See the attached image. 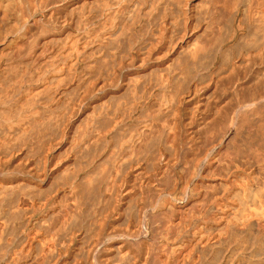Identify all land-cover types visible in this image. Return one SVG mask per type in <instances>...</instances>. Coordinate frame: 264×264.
Returning <instances> with one entry per match:
<instances>
[{"label":"bare ground","instance_id":"1","mask_svg":"<svg viewBox=\"0 0 264 264\" xmlns=\"http://www.w3.org/2000/svg\"><path fill=\"white\" fill-rule=\"evenodd\" d=\"M146 1L143 0V5L134 14H126L129 0H92L90 3L77 0H0L1 20L12 21L16 27L14 32L8 33L5 42L0 43V229L8 228L21 217L27 218L26 225L39 220L45 223L50 214L52 221L57 216L54 217L51 211L60 195L67 192L75 199L74 218L75 223L79 222L78 226L84 219L96 217L102 207L98 213L100 225L95 226V233L89 234H94V237L87 246L86 257L88 259L93 250L99 254L96 259L91 255L94 263L90 259L85 264H109L108 256L115 251L120 256L119 264H163L170 253L178 255L176 257L184 255L185 239L189 240L187 236L190 234L185 223L188 217L184 213L192 210L194 203L189 200L182 208L164 203L155 214L147 213L145 235L141 230L142 214L155 206L159 196H173L176 186L168 169L182 152V172L189 170L194 158L211 152L214 153L215 165L210 176L222 177L226 173V178L229 174L235 177L230 179L229 185L223 184L226 186L224 197L232 203L227 208L231 219H226L228 214H225V219H214L224 212V207L229 206L220 208L219 200H215L214 209L211 208L213 213L210 212L215 221L211 217L213 224L210 228L207 226V233L205 230V234L210 238L213 234L216 240L215 243L210 241L213 242L210 245L218 246L223 242L224 245L220 246L224 247L228 243L221 256L222 261L216 262L264 264V252H257L261 242L264 245V0H204L203 4L185 0V9L182 0ZM177 30L180 31L178 36ZM88 49L94 51L88 54ZM47 53L48 59L39 62ZM82 67L81 76L79 70ZM166 96L170 97L169 103L164 102ZM93 101L96 104L92 111L85 113L86 119L80 121L85 122L82 127L78 122L81 107L86 108ZM163 107L176 119L173 128L168 130L169 134L165 133L168 134L165 141L158 134L161 126L157 128L155 123H161ZM136 114L149 117L151 124L145 122L147 125L142 124L141 129L136 130L132 124ZM52 123L60 126V132H55L59 136L54 134L58 137L47 141L46 147L44 139L48 136V129L55 131ZM50 124L52 128H49ZM181 126L188 128L185 138ZM160 140L164 143L161 144ZM35 142L47 148L42 158L33 165L16 160L19 153L29 150ZM65 145L69 151L65 150L63 156L57 157L56 151ZM92 145L95 151H98V146H102V152L106 149L112 151L108 163L104 164L130 153V159L117 161L120 163L118 171L122 168L129 170V180H123L122 176L113 187V183L110 184L112 189L109 185L106 188L104 184L108 180L100 175L97 168H92L95 159L85 158L92 152ZM152 149L156 154L153 155ZM75 152L78 153L75 155L79 164H72L69 168L67 161L75 156ZM167 153L170 154L167 155L169 159L164 158ZM141 157L155 161L160 157L159 161H165V169L155 173L151 182H146L147 174L143 171L136 169L131 172ZM100 164L98 166L101 167ZM150 165L154 170V165ZM105 166L108 169V166L112 167L110 164ZM247 172L256 176L250 175L252 179L249 180ZM47 180L48 187L42 188ZM142 185L145 186L143 191ZM140 188L139 196L138 192L135 195ZM202 188V184H197L195 190L201 192ZM206 195V201L202 199L201 202L211 201L209 198L213 195ZM197 196L200 197L199 193ZM127 200L135 205L124 217L122 207ZM201 208H198L200 212ZM120 218L123 220L116 224ZM183 219L188 232L185 239L179 232ZM197 221L196 224L201 223ZM56 222L50 223L48 230L54 236L73 230L72 226L67 228L66 223ZM196 224L195 228L198 227ZM251 225L255 226L251 230L256 228V238L260 243L250 241L259 243L258 249L252 243L241 242V237L237 242L235 234L237 241L226 243L228 234L236 231L234 233L245 235ZM41 232L39 229L33 234L37 236ZM178 233L183 239L178 240ZM104 236L109 238L103 240ZM194 242L198 244L197 239ZM203 243L198 247L203 248ZM192 248H189L190 254ZM210 249L212 252V247ZM261 249L264 250L263 247ZM52 257L57 261L56 256ZM6 259L2 258L7 262ZM14 260V257L10 258L9 264Z\"/></svg>","mask_w":264,"mask_h":264},{"label":"rangeland","instance_id":"2","mask_svg":"<svg viewBox=\"0 0 264 264\" xmlns=\"http://www.w3.org/2000/svg\"><path fill=\"white\" fill-rule=\"evenodd\" d=\"M78 2H80V1H84V2H86V3H90L92 0H77ZM136 1V2H135ZM148 1V0H147ZM146 1V2H147ZM174 2H176V1H174ZM200 2V3H199ZM205 1L204 0H189V3H193V4H203ZM81 3V2H80ZM79 3V4H80ZM142 3V4H141ZM180 3V2H179ZM137 4V5H136ZM181 4L183 5V7H184V9H185V0H182L181 1ZM143 5V0H129V8L127 9V11H126V14L128 13H130V14H134V12H136V11H138V9L141 7ZM134 9H135V11H134ZM5 20H1V18H0V43L2 44V42L4 43L5 42V38H7V35H8V33H12V31L14 32L15 30H16V27H15V23L13 22L12 23V21H5ZM157 21V20H156ZM13 26V27H12ZM148 26H151V24L149 23L148 24ZM89 27H92V25L90 24L89 25ZM7 32V33H6ZM179 30H177L176 31V36H178L179 35ZM6 34V35H5ZM178 34V35H177ZM3 36V37H2ZM5 39V40H4ZM4 40V41H3ZM39 50V49H38ZM88 52V54H90L91 52H93L94 51V49H88L87 50ZM38 53V52H37ZM49 55V53H47V55L45 54V57L47 56V57H49L48 56ZM41 58V60H39V62L40 61H44V60H46V59H48L47 57L46 58ZM26 61V60H25ZM25 61H23V62H25ZM29 62V61H28ZM81 73H80V75L82 76V74H83V71H84V67H82V68H80V70H79ZM129 73H133V71H129ZM77 83V82H76ZM76 83H75V85H76ZM167 97V98H166ZM165 98V100H164V102L165 103H169V101H170V97H168V96H166ZM94 101L93 102H90V106H88V107H86V108H84V107H81V108H83V109H81V116L79 117V120H78V122L80 123V121H84L85 119H86V114H88L89 112H91L92 111V106L94 105ZM96 104V103H95ZM85 109V110H84ZM87 110V111H86ZM165 109H164V107H163V111H161L160 112V118L162 119L161 120V123L160 122H155V123H157V128H159L160 126V128L158 129L159 131H158V134L159 135H162L160 138H162V140H166L164 137H167L168 136V134H169V132L170 131H168V130H170L171 128H173V126H174V124L176 123V119L174 118V117H171L172 116V114H171V116H170V114L168 113V112H165L164 111ZM57 112V111H56ZM189 112H190V110H189ZM86 113V114H85ZM164 113H166V115L164 114ZM165 116H164V115ZM168 114V115H167ZM163 116H164V118H163ZM169 116V117H168ZM171 119H172V121H171ZM136 120V121H135ZM151 122V119H149V117H144V116H141L140 114H136L135 116H134V119H133V122H132V124L134 125V126H136L135 127V129L136 130H139V129H141V126H143V125H147L145 122H147V123H149V124H151L149 121ZM159 121H160V119H159ZM173 121H174V123H173ZM1 122H2V120H1V118H0V124H1ZM140 122H141V124H140ZM172 122V123H171ZM79 123H77V124H79ZM137 123V124H136ZM52 124L54 125V129H55V131L53 130L52 131ZM52 124H50L49 125V128H52V129H48V132H47V134H48V136L46 135V139H44V144L46 145V144H48V143H46L47 141H54L58 136H59V134H57V133H55V132H58L59 130H58V126L60 125V122H58L57 124H59L58 126H57V124L56 123H52ZM84 124H85V122L84 123H80V125L82 126V127H84ZM143 124V125H142ZM162 124H163V126H162ZM170 124V125H169ZM156 125V124H155ZM169 125V126H168ZM57 126V127H56ZM61 126V125H60ZM59 126V127H60ZM171 126V127H170ZM57 128V129H56ZM60 129V128H59ZM58 130V131H57ZM165 130H167L168 132H166ZM50 131H52V133H53V135H52V133L50 132ZM162 131V132H161ZM32 132V131H31ZM31 132H29V133H31ZM60 132V131H59ZM58 132V133H59ZM50 133V134H49ZM165 133H168V134H165ZM181 133H182V136H184V138L185 137H187L188 136V128H183V126H181ZM57 134L58 136H55V135ZM51 136V137H50ZM55 136V137H54ZM51 138L50 140L48 139V138ZM162 140H160L161 141V144H163L164 143V141H163V143H162ZM38 142H35V143H32L29 147H31V148H28L29 150H24L22 153H19V156L18 157H16V160H18L19 162H22L23 161V163H29L30 165H33L35 162H37V160L38 159H40V157H41V155H42V157L45 155V153L47 152V150H45V149H47L46 147H47V145H46V147H45V145L43 144H37ZM166 143V142H165ZM42 147V148H39V147ZM68 145H65V146H63V147H61L59 150H57L56 151V156L58 157H60V156H63L65 153H64V151L65 150H67V151H69V147H67ZM93 146V147H92ZM91 146V148H92V152L91 153H89V155H88V158L87 157H85L86 159H88V160H90V161H92V159H95L94 160V163L95 164H93L92 165V168H97V170H98V172L100 173V175H102V176H104L105 177V180H110L109 182L108 181H106L105 183L106 184H104V186L106 187V188H108L107 186L109 185V189H112L111 188V185L110 184H112V187H113V185H115V183H117V181H119V179L120 178H122V176L124 177V179L123 180H129V178H128V174H130L129 173V170H127V171H125L123 168H122V170H119L118 171V167H119V165H120V161H124V160H128V158L130 159V153H127V154H122V155H120L117 159H113L112 160V162H109V164L112 166V167H110V166H108L109 167V169L108 168H106L107 166H105V165H109V164H104L105 162L106 163H108L107 161L109 160V156H111L113 153H111L112 151H110L109 149H106L104 152H102V146H98L99 148H98V151H95V150H93V148H94V145H92ZM34 148V149H33ZM38 148V149H37ZM36 150V151H35ZM40 150V151H39ZM96 150H97V148H96ZM100 150V151H99ZM153 151H154V153H153V155L154 154H156V150L155 149H152ZM152 150H151V152H150V154H152ZM37 151H38V156H36L37 155ZM44 151H45V153H44ZM61 151H62V153H61ZM94 151V152H93ZM42 154H41V153ZM97 152H99V153H97ZM44 153V154H43ZM183 153V152H182ZM181 153V155L183 156V154ZM24 154V155H23ZM29 154V155H28ZM39 154H40V156H39ZM74 155L76 154L77 156H78V153L77 152H75V153H73ZM111 154V155H110ZM27 155V156H26ZM31 155V156H30ZM72 156V157H70L69 159H68V161H67V166L69 165V168H71L72 167V164L74 165V164H79V160L78 159H76L77 158V156ZM86 155V156H87ZM167 155H169L170 156V154H166V156L164 157L165 159L167 158V159H169V156H167ZM180 155V157L179 158H176V162L175 163H173L172 165H170V168L168 169L169 171H170V173H171V175L173 176V181H172V183H173V185H175L176 186V190H175V192H174V194H173V196H166V195H162V196H159L158 198H156V201H155V206H153V207H150V208H148V209H146V211L142 214V219H141V230L143 229V235H145L146 233H145V230L147 231V228H148V221H147V219H146V217H145V215L148 213V214H155L156 212H157V210L159 209V208H161V206H163L164 205V203H165V205L166 204H171V205H173V206H175L176 208L178 207V208H182L186 203H187V201H189V200H191V201H193V203H194V205L192 206V210H189V209H191V208H189L188 210L189 211H185V209H184V211L187 213H190V214H188L187 216H186V213H184V216L185 217H188V218H185V219H187V222L183 219L182 221L183 222H181V227L182 228H184V229H179V232H181V234H183V236H185V235H188V232L187 231H189V229H190V231H189V235L187 236V237H189L188 239L189 240H191L190 242H189V240H187V239H185V238H187L186 236L184 237V239L188 242V244L189 245H192L191 243H193V245H192V247H194V248H192L191 246H189L188 244H187V242L185 241V253H184V255H181V256H179V257H176V256H178V255H174V254H172L171 255V253L169 254L170 256H168L167 258H165L163 261L165 262V263H163V264H180V262H181V264H188L189 262H191V264H200L202 261L200 260V258L198 257V256H200L201 254L203 255L205 252H206V250H208V249H210L211 247H212V250H213V248H215L216 250H213L214 252H216V251H218V252H216V253H214L213 251L211 252V249L210 250H208L205 254H208V255H201L200 257H202L201 259H203V263H201V264H211L210 263V261H213V263L212 264H217V262H219L220 261V259L223 257L222 255L224 254V248H226L225 246H227L228 245V243L227 242H229V243H235L237 240V242H239V240H240V238L239 237H241V242L243 241V243L244 244H247V245H251V243H252V245H254L255 246V248H257L258 249V247H256L257 245L259 246V240H257V238H256V228L255 229H253V230H251V227L253 226V225H251V226H249L248 228L250 229V231H249V229H247L248 231L247 232H249V234L246 232V234L244 235V234H241L240 235V233L238 232V234L237 233H234V232H236V231H234L233 233L231 232H229L230 234H228L229 236H227L228 238L226 239L227 241H226V243H227V245H225L224 247L223 246H220V245H224L223 244V242H221V243H219V245L218 246H215L214 244V246L213 245H210V244H212L213 242H210V241H214V243L216 242V240H214V238H213V234L209 231V233H211L212 234V237L210 238V236H209V234H205V230H206V233L208 232L207 230H209L208 229V227L209 226H211L212 224H213V221H215V220H217V219H219L218 217H220V218H224L225 219V217L227 216V218L226 219H231L230 217V214H228V213H230V210H228L227 208H230V206L231 205H229V204H232L229 200H226L225 198L226 197H224L225 196V188H226V186L227 185H229L230 184V182L235 178L234 177V175H231V174H227L229 177L228 178H226L225 177V174L222 176V177H211L210 176V170L212 171V169L214 168V165H215V163H214V153H207V156H206V154H203L201 157H197L196 159L194 158V160L192 161V166L190 167L189 166V170L188 171H183L182 172V170H183V161H182V156ZM210 155V156H209ZM21 156V157H20ZM26 156V157H25ZM124 156H128L127 158L126 157H124ZM32 157V158H31ZM41 157V158H42ZM75 157V159H73ZM124 157V158H123ZM149 157H152V155H150ZM146 158V157H141L140 159H139V161H138V163H136V164H134L133 165V169H132V171L131 172H133L134 170H136V169H139V170H141V171H143L144 173H145V175H146V179H148L146 182H151V181H153L154 179L153 178H155V173H159V172H161V170H164L165 169V164H163V162H165L164 161V159H162V160H160L159 161V158L158 159H156L157 161H155L154 159H152V158ZM120 158V159H119ZM126 158V159H125ZM143 158V159H142ZM119 159V160H118ZM181 159V160H180ZM31 160V161H30ZM101 160H102V162H101ZM142 160H144V161H142ZM147 160V161H146ZM28 161V162H27ZM117 161H119V162H117ZM195 161V162H194ZM34 162V163H33ZM147 162H149L148 164H147ZM202 162V163H201ZM33 163V164H32ZM69 163V164H68ZM71 163V164H70ZM98 163V164H97ZM101 163V164H100ZM150 163L151 164H153L154 165V170H153V168H152V165H150ZM177 163V164H176ZM101 165V167L100 166H98V165ZM146 164H147V166H146ZM200 164V165H199ZM105 167H103V166ZM160 165V166H159ZM162 165V166H161ZM143 166V167H142ZM149 166H151V167H149ZM157 166H158V168H157ZM176 167V168H175ZM179 167H181V168H179ZM194 167V168H193ZM103 168V169H102ZM175 168V169H174ZM73 169V168H72ZM72 169H70V171H72ZM110 169H111V171H110ZM208 171H207V170ZM104 170H106L105 172H104ZM153 170V171H152ZM158 170V171H157ZM207 171V173H206V171ZM108 171L110 172V173H108ZM174 171V172H173ZM181 172V173H180ZM196 172V175L194 174ZM70 173V172H69ZM72 173V172H71ZM127 173V174H126ZM184 173H186V174H184ZM203 173H206L207 175H204ZM253 173H256V172H253ZM111 174V175H110ZM198 174V175H197ZM248 176L247 177H249V180H251L252 178L250 177V175H253L252 174V172H247L246 173ZM110 175V176H109ZM125 175H126V178H125ZM203 176H204V178H203ZM256 175L254 174L252 177H255ZM118 179H117V178ZM185 177V178H184ZM211 177V178H210ZM54 178V177H53ZM53 178H51V180L53 179ZM108 178H111V179H108ZM113 178H116V180L115 179H113ZM128 178V179H127ZM151 178V179H150ZM220 178V179H219ZM232 178V180L230 181V179ZM187 179V180H186ZM226 179V180H225ZM51 180H50V182H51ZM113 180H115V181H113ZM228 180V181H227ZM49 183V180H47V182L43 185V187L42 188H47L48 187V184ZM185 183V184H184ZM214 183H215V185H214ZM184 184V185H183ZM190 184V185H189ZM197 184H202V187H204V188H202V190H201V192L199 191V192H197L196 190H195V187H196V185ZM226 185V186H224V185ZM107 185V186H106ZM144 185H145V183H144ZM144 185H142L143 186V188H142V191L144 190V188H145V186ZM47 186V187H46ZM189 186V187H188ZM193 186V187H192ZM209 186V187H208ZM221 186H223L222 187V189H221ZM216 187V188H215ZM210 188V189H209ZM220 189V190H218V189ZM204 189V190H203ZM192 190V191H191ZM194 190V191H193ZM217 190V191H216ZM141 191V188H140V190L139 191H136V193H135V195H137V192H138V196H139V192ZM186 191V192H185ZM189 191V192H188ZM205 191H207V192H205ZM219 191V192H218ZM178 192H179V194H178ZM193 192V193H192ZM196 192V193H195ZM220 192H221V194H220ZM189 193L191 194V195H189ZM195 193V194H194ZM198 193H199V195H200V197H198L197 195H198ZM206 193H207V195L210 197V196H212V198H209V199H211V201L209 200V202H205L204 203V201H206L205 200V195H206ZM69 196H68V195ZM205 194V195H204ZM220 195V197H218L219 195ZM181 195V196H180ZM184 195V196H183ZM207 195H206V197H207ZM61 196L63 197V198H61ZM65 196H67V198L65 197ZM187 196V197H186ZM195 196V197H194ZM201 196L203 197V198H201ZM61 198V199H60ZM60 198H59V200H58V205L56 204V206H55V208L53 209V211H51L52 213H53V216L55 217V216H57V217H55L54 219L52 218V221L54 220V222H52V221H50V215H49V217H47L46 218V222L44 223L43 221H40L39 220V222H29V225H26V224H28L27 222V218H22L21 217V219H19V220H16L17 222H15V224H11V226L9 225L8 226V228H10L9 230H8V228H6V229H0V232H1V234H0V246H1V248H2V250H4V253H3V251L1 250V248H0V261H2V262H0V264H9V260H10V258H15V260L12 262V263H10V264H33V263H35V264H39V262H40V260L42 261V263L40 262V264H46V262L47 263H49V264H57V262H58V264H68L70 261H72V262H70L71 264H85L86 262L85 261H88V263H89V261H90V259H91V262H93L94 263V261H95V259L98 257V252L97 253H95L97 250H93L92 252L93 253H89V258L87 259V255H88V251H87V246H88V244H89V242L91 241V239L94 237V234H93V236L91 235H89V234H92V233H95V231H96V229L97 228H95V226H97V224H98V226L100 225V221H99V218H98V213L100 212V210H102V209H100V208H102V207H100L99 209H98V212H97V215H96V217H92L91 219H84L83 221H82V223L78 226V223L79 222H77L76 221V223H75V218H74V211H75V209H74V205H75V202H74V197L71 195V194H69V193H64V195H60ZM69 198H71V199H69ZM176 198V199H175ZM200 198V199H199ZM220 198V199H219ZM224 198V199H223ZM131 199L134 201V197L132 198L131 197ZM180 199V200H179ZM197 199V200H196ZM204 200V201H200V200ZM222 199V201H220ZM172 200V201H171ZM196 200V201H195ZM198 200H199V202H198ZM207 200V201H208ZM213 200V201H212ZM218 201L219 200V202H220V208H223V206H227V204L229 205V206H227V207H224L222 210L224 211L220 216H216L215 218L212 216V214L210 215V212L211 213H213V209H214V206H215V204H213L214 203V201ZM68 201H71V202H68ZM131 200H127V201H125L124 203L125 204H123V216L125 217V215L132 209V208H134L133 206L135 205V203L133 202V201H131ZM167 201V202H166ZM174 201V202H173ZM226 202V203H224V202ZM66 202V203H65ZM128 202V203H127ZM134 204H133V203ZM177 202V203H176ZM222 202V203H221ZM59 203L61 204L62 203V205H59ZM132 205H131V204ZM201 203H203V204H201ZM64 204V205H63ZM67 206H66V205ZM128 204V205H127ZM181 204V205H180ZM198 204L199 205H201V207L200 206H198ZM206 204V205H205ZM222 204V205H221ZM127 205V206H126ZM212 205V206H211ZM60 206V207H59ZM132 206V207H131ZM196 206V207H195ZM204 206V207H203ZM67 207V208H66ZM104 207V206H103ZM207 207V208H206ZM209 207V208H208ZM63 208V209H62ZM64 208H66L65 210H64ZM197 208V209H196ZM198 208H199V210H200V208H201V212L204 214V216L206 217H204L203 216V214L198 210ZM211 208H213V209H211ZM68 209V210H67ZM104 209V208H103ZM196 209V210H195ZM67 210V211H66ZM193 210H194V213H193ZM150 211V212H149ZM196 211V212H195ZM197 211H199V213L197 212ZM207 211V212H206ZM65 213V214H64ZM192 213L194 214V215H192ZM197 213V214H196ZM201 213V214H200ZM55 214V215H54ZM58 214H59V216H58ZM196 214V215H195ZM198 214H199V216H198ZM225 214H228V215H226L225 216ZM63 215H64V217H63ZM207 215H209L208 217H207ZM190 216H191V219H190ZM61 217V218H60ZM63 217V218H62ZM198 217V218H197ZM202 217H203V219H202ZM210 217V218H209ZM211 217H212V220H213V218L215 219V220H211ZM229 217V218H228ZM50 218V219H49ZM58 218H60L59 220L62 222V224L63 223H66V224H69V225H66L65 224V226L67 227V226H72L73 227V230H70L71 232H68V233H64V234H62L61 233V236H54V234H51L48 230H49V227H51L50 226V223H55L57 220L56 219H58ZM73 218V219H72ZM95 218V219H94ZM98 218V219H97ZM196 220H195V219ZM26 219V220H25ZM121 219V218H120ZM116 220V224H118V223H120V221H122L123 220V218L121 219V220ZM188 219H190V220H188ZM206 219V220H205ZM208 219V220H207ZM210 219V220H209ZM57 221L56 223H60L61 224V222L60 221ZM90 220V221H89ZM97 220V221H96ZM194 220V221H193ZM201 221V223H197L196 224V221ZM205 220V221H204ZM27 221V222H26ZM96 221V222H95ZM184 221H185V223H187L188 224V226H187V224H185L184 223ZM197 221V222H198ZM210 221V222H209ZM72 222V223H71ZM189 222V223H188ZM206 222V223H205ZM74 223L76 224L75 226H74ZM194 223V224H193ZM25 224V225H24ZM36 224H38V226L36 225ZM41 224H42V226H41ZM71 224V225H70ZM185 224V225H184ZM193 226H192V225ZM195 224L196 225H198V227L196 226V228H199V227H203L202 229H197L196 230V228L194 227L195 226ZM44 225V226H43ZM47 225V226H46ZM182 225H184V226H182ZM191 225V226H190ZM199 225H201V226H199ZM26 226V227H25ZM144 226V227H143ZM187 226V227H186ZM208 226V227H207ZM29 227V228H28ZM42 227H44L43 229H42ZM74 227H76V228H74ZM79 227V228H78ZM147 227V228H146ZM188 229H186V228ZM189 227V228H188ZM207 229H206V228ZM255 226H253V228H254ZM36 228V230H34ZM47 229V232H46V229ZM68 228V227H67ZM86 228H90V229H92V231H90V229L88 230V229H86ZM192 228H193V230H192ZM205 228V229H204ZM210 228V227H209ZM13 229V230H12ZM15 229V230H14ZM42 230V232L39 234V235H37V236H35L33 233H35L37 230ZM69 229H71V227L69 228ZM195 229V230H194ZM31 230V231H30ZM88 231V233H86V231ZM183 230V231H182ZM184 230H185V232H184ZM187 230V231H186ZM192 230V231H191ZM199 230H201V232H199ZM202 230H204V231H202ZM15 231L17 232V233H15ZM20 231V232H19ZM78 231V232H77ZM83 231H85V233L83 232ZM89 231H90V233H89ZM194 231V234L192 233ZM195 231H196V233H195ZM197 231H198V233H197ZM27 232V233H26ZM82 232V233H81ZM203 232V233H202ZM15 233V234H14ZM192 233V234H191ZM254 233V234H253ZM21 234V235H20ZM31 234V236H29ZM88 234V235H87ZM202 234V235H201ZM203 234H205L204 236H203ZM232 234V235H231ZM233 234H235V235H237L238 236V238L235 236V235H233ZM2 235V236H1ZM12 237H11V236ZM16 235V237H14V236ZM17 235H18V237H17ZM65 235H66V237H65ZM244 235V236H243ZM248 235V238L246 237ZM251 235V236H250ZM8 236V237H7ZM52 236V237H51ZM180 234L178 233V236H177V238H178V240H179V238L181 239L183 236L181 235L180 237ZM196 236V237H195ZM198 236V237H197ZM200 236H201V238H200ZM207 236H209V237H207ZM232 236V237H231ZM234 236V237H233ZM253 236H254V238H253ZM2 237V238H1ZM56 237H59L58 239L56 238ZM82 237V238H81ZM195 237V239H193V238ZM243 237V238H242ZM244 237H246V239L244 238ZM252 237V238H251ZM5 238H6V240H5ZM21 238H22V240H21ZM26 238V239H25ZM47 238H48V242H47ZM67 238V239H66ZM90 240H89V239ZM109 238V237H108ZM107 238V236H104V238H103V240H106V239H108ZM191 238V239H190ZM210 238V239H209ZM229 238H231V239H229ZM232 238H234V239H232ZM236 238H237V240H236ZM2 239V240H1ZM20 239V240H19ZM88 239V240H87ZM183 239V238H182ZM197 239V241H198V244H197V242H194L195 240ZM205 241H204V240ZM250 239L251 240H253V241H257V242H259V243H253L252 241H250ZM5 240V241H4ZM14 240V241H13ZM30 240V241H29ZM50 240H51V242H52V244H50L51 242H50ZM194 240V241H193ZM202 240V241H201ZM208 240V241H207ZM231 240H233V241H231ZM235 240V241H234ZM246 240V241H245ZM16 241H17V243H16ZM24 241V242H23ZM59 241V242H58ZM113 241H115V240H113ZM249 241V242H248ZM10 242V243H9ZM22 242V243H21ZM62 242V243H61ZM199 242H200V244H199ZM202 242H204L203 243V248H200L201 247V243ZM2 243V244H1ZM18 243H20V245L18 244ZM40 243H42V244H40ZM46 243H48V250L50 251V249H51V254H50V252L47 250V244ZM68 243V244H67ZM70 243V244H69ZM209 243V244H208ZM224 243H225V241H224ZM225 243V244H226ZM37 246H36V245ZM54 244V245H53ZM60 244V246H58ZM261 244L262 245H260V247H259V250H257V252H261V253H263L264 252V250L263 249H261V247H263L264 248V245H263V242H261ZM3 245V246H2ZM8 245V246H7ZM10 245V246H9ZM23 245V246H22ZM51 246V248H50V246ZM52 245H53V247H52ZM61 245L63 246V247H61ZM188 245V246H187ZM197 245V247H195ZM209 245L211 246V247H209ZM15 246V247H14ZM29 246V247H28ZM40 246V247H39ZM198 246H200V247H198ZM206 246H208V249H206L207 247ZM221 248H220V247ZM4 247V248H3ZM9 247V248H8ZM12 247V248H11ZM59 247V248H58ZM61 247V248H60ZM217 247H219V248H217ZM26 248H27V250H26ZM40 250H39V249ZM57 248V249H56ZM192 248V250H193V256H192V253L190 254V249ZM198 248L200 249V250H198ZM41 249H44V251H42ZM189 249V250H188ZM197 249V250H196ZM205 250V252L203 251V250ZM26 250V251H25ZM57 250L59 251V253L57 252ZM63 252H62V251ZM85 250H86V252H85ZM99 250V249H98ZM189 252H188V251ZM195 250V251H194ZM262 250V251H261ZM13 251V252H12ZM53 251V252H52ZM211 252V254H209L208 252ZM45 252H46V254H45ZM66 252V253H65ZM116 252V251H115ZM112 253V255H109L108 256V259H110L109 261L111 262H109V264H119V263H117V262H119V260H120V256H119V254L118 253ZM55 253V254H54ZM74 253H76V254H74ZM86 253V254H85ZM196 255H195V254ZM213 253V254H212ZM3 254H5V255H3ZM14 254H16V256H14ZM18 254L20 255V257L18 256ZM45 254V255H44ZM54 254V255H53ZM58 254V255H57ZM62 255V258H61V256L60 255ZM65 254V255H64ZM80 254H81V256H80ZM185 254H188V257H186V255ZM199 254V255H198ZM37 255V256H36ZM44 255V256H43ZM78 255H79V257H78ZM91 255H93L94 256V258H95V256H96V258L95 259H93V256L91 257ZM118 255V256H117ZM191 255V256H190ZM198 255V256H197ZM3 256V257H2ZM8 256V257H7ZM34 256V257H33ZM40 257V258H37V257ZM52 256H56V258H57V261H56V259H55V257H52ZM111 256V258H109ZM196 256H197V258H196ZM212 256H216V257H212ZM222 256V257H221ZM4 257L5 258H7L6 259V261L8 262H5L4 260H2V258L4 259ZM23 257H24V259H23ZM43 257H44V259H43ZM204 257H205V260H204ZM211 257V258H210ZM19 258H21V259H19ZM42 258V259H41ZM47 258V259H46ZM61 259V260H59V259ZM180 258H182L181 259V261L179 260L178 261V259H180ZM185 258H187V259H185ZM190 258H194V260H189ZM196 258V259H195ZM207 258V259H206ZM36 259V260H35ZM39 259V260H38ZM54 259H55V262H54ZM74 259V260H73ZM78 261H77V260ZM83 259V260H82ZM210 261H209V260ZM214 259V260H213ZM216 259V260H215ZM21 260V261H20ZM52 261V263L51 262H49V261ZM70 260V261H69ZM93 260V261H92ZM186 260V261H185ZM207 260V261H206ZM17 261H18V263H17ZM201 261V262H200ZM215 261V262H214ZM217 261V262H216ZM221 261H222V259H221ZM220 261V262H221ZM31 262V263H30ZM83 262V263H82ZM178 262V263H177ZM186 262V263H185ZM197 262V263H196ZM244 262H246V261H244ZM190 264V263H189ZM244 264H246V263H244Z\"/></svg>","mask_w":264,"mask_h":264}]
</instances>
